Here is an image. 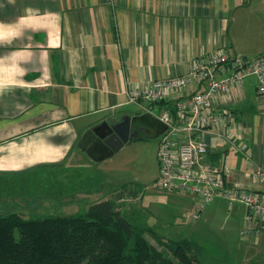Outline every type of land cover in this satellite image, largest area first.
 <instances>
[{"label": "crops", "instance_id": "crops-1", "mask_svg": "<svg viewBox=\"0 0 264 264\" xmlns=\"http://www.w3.org/2000/svg\"><path fill=\"white\" fill-rule=\"evenodd\" d=\"M216 49L247 60L264 52V0H0V181L67 170V161L85 167L92 159L77 143L86 130L143 113L126 103L129 89L184 74ZM214 103L234 118L224 137L221 128L203 134L208 165L227 167L229 184L264 194V181L250 178L254 164L264 168V97L254 77ZM220 206L212 204L210 218ZM229 211L242 227L244 207ZM243 238L238 260L264 263L250 258L264 253V225Z\"/></svg>", "mask_w": 264, "mask_h": 264}, {"label": "built area", "instance_id": "built-area-1", "mask_svg": "<svg viewBox=\"0 0 264 264\" xmlns=\"http://www.w3.org/2000/svg\"><path fill=\"white\" fill-rule=\"evenodd\" d=\"M248 76L254 77L256 92L264 97V52L247 60L225 49H216L195 58L184 74L151 79L148 85L129 89L126 101L150 112L166 126L157 137L158 175L154 186L191 195L193 210L188 215L191 222L198 220L216 198L229 206L241 204L244 207L241 237L264 225V194L246 189L240 182L229 184L227 167L213 170L206 161L209 146L203 134L211 128H221L218 136H225L227 124L234 117L231 111L219 108L214 98L231 99ZM192 84L197 87L194 91L190 89ZM160 101L170 102L175 113L167 108L153 109ZM226 139L233 143L229 135ZM250 178L263 182L264 168L254 164Z\"/></svg>", "mask_w": 264, "mask_h": 264}, {"label": "rangeland", "instance_id": "rangeland-1", "mask_svg": "<svg viewBox=\"0 0 264 264\" xmlns=\"http://www.w3.org/2000/svg\"><path fill=\"white\" fill-rule=\"evenodd\" d=\"M158 141V138H152L127 143L107 159L88 161L85 167H76L67 161V166H73L67 170L37 171L34 173L40 174L29 177H3L2 180L8 181H0V186L8 185L9 188L0 189V216L10 212H17L24 218L37 215L65 216L84 211L92 202L117 198L120 208L128 216L165 238L196 236L200 239L209 246L210 252H214L208 254L202 264H245L236 255L238 247L246 239L239 235L241 227L237 226L229 213L235 204L229 206L218 198L220 200H214L204 208L198 220L190 222L188 215L193 210L190 204L193 197L154 186L158 175ZM80 188L96 190L81 198L75 194ZM133 192L136 194L133 195ZM47 197L53 200H44ZM65 200L69 201L64 206L62 203ZM213 203L221 205L216 211L220 215L210 218L207 211ZM208 217L212 219L211 224L207 222ZM202 228H205L204 232ZM18 236L15 231L14 237L17 239ZM232 252L233 262L226 257ZM255 256L264 260V253L251 255L250 258Z\"/></svg>", "mask_w": 264, "mask_h": 264}, {"label": "trees", "instance_id": "trees-1", "mask_svg": "<svg viewBox=\"0 0 264 264\" xmlns=\"http://www.w3.org/2000/svg\"><path fill=\"white\" fill-rule=\"evenodd\" d=\"M169 103L159 102L175 113ZM209 249L195 236L175 239L155 233L128 216L117 198L65 216H0V264H202L214 254Z\"/></svg>", "mask_w": 264, "mask_h": 264}, {"label": "water", "instance_id": "water-1", "mask_svg": "<svg viewBox=\"0 0 264 264\" xmlns=\"http://www.w3.org/2000/svg\"><path fill=\"white\" fill-rule=\"evenodd\" d=\"M166 129L150 112L125 115L119 120H103L84 132L78 146L94 161H101L119 151L127 142L157 138Z\"/></svg>", "mask_w": 264, "mask_h": 264}, {"label": "flooded vegetation", "instance_id": "flooded-vegetation-1", "mask_svg": "<svg viewBox=\"0 0 264 264\" xmlns=\"http://www.w3.org/2000/svg\"><path fill=\"white\" fill-rule=\"evenodd\" d=\"M131 142H133V141H131ZM127 143H130V142H127ZM127 143H126V144H127Z\"/></svg>", "mask_w": 264, "mask_h": 264}]
</instances>
